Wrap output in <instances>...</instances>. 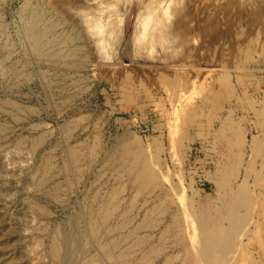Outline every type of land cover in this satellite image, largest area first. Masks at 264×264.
<instances>
[{
    "label": "rangeland",
    "instance_id": "obj_1",
    "mask_svg": "<svg viewBox=\"0 0 264 264\" xmlns=\"http://www.w3.org/2000/svg\"><path fill=\"white\" fill-rule=\"evenodd\" d=\"M148 1L129 0L137 3L130 18L132 3L126 7L122 0L111 10L102 0H0V264H50L45 249L55 232L72 237L77 259L78 244L86 243L90 254L108 264L89 237L87 222L111 197L117 201L113 221L125 219L131 229L137 225L135 236L146 238L140 247L135 236L122 243L132 248L129 264H143L137 256L144 253H151L147 264H264V153L222 154L218 143L227 135L264 144V4L241 1L225 12V6L213 9V0H203L186 12L187 26L176 28L191 42H184L185 48L179 43L184 53L175 62L161 63L163 51L154 46L160 58L131 64L134 46L122 42V22L115 33L91 23L112 22V13L125 23L130 18L125 29L130 43L134 26L149 18L139 10ZM34 12L55 25V34L79 31L83 37L65 43L49 34L46 52L37 56L24 34ZM127 46L133 47L128 53ZM175 46L171 52L180 47ZM192 107L195 120L189 123ZM195 128L216 137L219 154H189L196 145L187 140ZM72 150L81 156L70 167ZM123 152L147 163L153 186L137 188L134 173L122 163ZM48 158L54 169L39 189ZM149 214L152 227L142 228ZM107 236L102 232L99 239L115 237ZM36 239L42 246H35Z\"/></svg>",
    "mask_w": 264,
    "mask_h": 264
},
{
    "label": "bare ground",
    "instance_id": "obj_2",
    "mask_svg": "<svg viewBox=\"0 0 264 264\" xmlns=\"http://www.w3.org/2000/svg\"><path fill=\"white\" fill-rule=\"evenodd\" d=\"M83 1V0H82ZM98 1H101V0H98ZM104 2V6L107 8V10H109L110 8H113L115 3L119 2V4L121 5V0H102ZM123 1V4L124 6H129L131 5V3L133 2H130L128 3L127 0H122ZM203 0H149L148 3L144 4V6H141L140 5V11L145 14L146 16H148L149 18H146L145 19V23L142 21V22H139V24H136L135 27V30L134 33L132 34L133 36L131 37V41L129 43V37L128 35L126 34V28L129 24V19L132 18V13L134 12V10L136 9V6H137V3L134 4L132 3V10L130 9V12H131V15L130 18L128 19V22L125 23V18H122V16H120L119 14L120 13H115V15H119L120 17L118 18L117 16H112L113 13L111 14L110 17H113L112 19V22H109L104 25H100L101 27H98V23L97 22H93L91 23V25L93 26V28H97V30L103 28L104 26H108V28L110 29H114V33H115V28L116 27H119V22H122V25H123V28L120 29L122 31H120L122 33V36H121V39H122V42L124 41V43H126L127 41V44L128 45H132L134 46V49L133 47L128 49V47L130 46H127V53L128 51L130 52L131 49H133L132 53H129V56L131 58L132 56V60H131V64L133 63H139V62H142V63H146V61H155L157 58H160L159 55L155 54L157 49L160 48L161 51H163V61L161 63H163L164 61H172L173 59H176L178 58L179 55H181L180 53H184L181 49L182 47H184V45L186 46V43L184 42H187L189 40H187V37H185L186 35H182V34H177V32L179 30L176 31V28H178L177 26H181L182 25H185L187 20L185 21V18L186 17V12L188 11H191L192 10V7H195V8H198L200 5V3H202ZM208 1V0H207ZM210 1V0H209ZM221 0H213V2L211 3L212 5V8L214 9V5H219L221 8L222 7H226V9H224V11L229 8L230 9V5H233L234 3H236L237 5V2H241V1H244V3H247L248 5L251 4V0H222L223 2H220ZM259 0H256V1H253L254 2V5L255 3H257ZM80 2V0H79ZM137 2V0H136ZM252 2V4H253ZM62 3V2H61ZM76 3V2H74ZM154 3V4H153ZM242 3V2H241ZM239 3V4H241ZM57 4V3H56ZM62 4L65 5V3L63 2ZM61 6H64L62 5ZM96 4V8H100V7H103V3L102 5L101 4H98V2L95 3ZM206 4V3H205ZM209 4V3H208ZM238 4V5H239ZM260 6H263L262 4H264V0H260V2L258 3ZM76 5V4H75ZM74 5V6H75ZM101 5V6H100ZM118 5V6H120ZM246 5V4H244ZM257 5V4H256ZM255 5V6H256ZM78 6V5H77ZM88 7V5H85ZM117 6V4H116ZM117 6V7H118ZM139 6V5H138ZM207 6V5H206ZM204 6V8L206 7ZM209 6V5H208ZM214 6V7H213ZM260 6H257L259 7L258 9H260ZM25 6H23L24 8ZM67 7V4L66 6H64V8ZM79 7V6H78ZM130 7V6H129ZM211 7V6H210ZM219 7V9H220ZM239 7V6H238ZM241 7V6H240ZM31 8V7H30ZM63 8V7H62ZM90 8V7H88ZM124 8V7H123ZM194 8V9H195ZM211 8V9H212ZM235 10H236V7H234ZM68 9V8H67ZM82 9V8H81ZM138 9V8H137ZM207 9V8H206ZM216 9V8H215ZM242 9V8H240ZM246 9V8H245ZM250 9V8H249ZM262 9H264L262 7ZM22 10V9H21ZM70 10V9H69ZM68 10V11H69ZM94 10H95V7H94ZM111 10V9H110ZM138 10V12H140ZM234 10V11H235ZM261 10V9H260ZM67 11V10H65ZM89 11V10H88ZM195 11V10H194ZM197 11V10H196ZM225 11V12H226ZM230 11V10H228ZM233 11V12H234ZM241 11V10H240ZM36 12V11H35ZM35 12L33 14H31L30 18H29V21L27 22L25 28H24V34L26 35V37L28 38L29 42H30V45L33 50L34 53H36V55H40V53L43 51L46 52V50H44V47H46V45L49 43V34H52L54 35V37H57L60 39V41L62 42H65V43H75L76 40L80 39L83 37L82 34L75 31V33H73V36H67V35H63V34H55V25L51 22H46L44 20V18L40 15V14H35ZM87 12V11H86ZM95 12V11H93ZM97 12V10H96ZM108 12V11H107ZM110 12V11H109ZM120 12V11H119ZM129 12V13H130ZM207 14L208 12L209 13H213L214 10L212 12L210 11H206ZM222 12H223V9H222ZM232 12V13H233ZM236 12H238L236 10ZM254 12V11H253ZM262 12V11H261ZM68 13V12H65V14ZM71 13V12H69ZM85 13V12H84ZM98 13H100L98 11ZM122 13V12H121ZM192 13V12H191ZM199 13V12H198ZM202 13V12H201ZM228 13V12H227ZM226 13V15H227ZM231 13V12H230ZM250 13V12H249ZM255 13V12H254ZM258 13V12H257ZM22 14V13H21ZM76 14V13H74ZM88 14V13H87ZM103 14V12H102ZM109 14V13H108ZM189 14V12H188ZM216 14V13H215ZM225 14V13H224ZM223 14V15H224ZM72 15V14H71ZM70 15V16H71ZM80 16L82 14H79ZM97 15V13H96ZM99 15V14H98ZM101 15V14H100ZM105 15V14H104ZM144 15V16H145ZM156 15V16H155ZM185 15V16H184ZM200 16H202V14H199ZM230 16V14H228ZM50 16V15H49ZM70 16H68L67 18H69ZM91 16V14H90ZM103 16V15H101ZM107 16V15H106ZM138 16V15H137ZM189 16V15H187ZM198 16V15H197ZM207 16V15H206ZM217 16V15H216ZM227 17V18H231V17ZM238 16V15H237ZM72 17H75L72 16ZM110 17L108 19H110ZM127 17V16H126ZM199 17V16H198ZM197 17V19H198ZM209 19L211 20V16L208 15ZM214 17V14L213 16ZM262 17V16H261ZM92 18V17H91ZM215 18V17H214ZM214 18L212 20H214ZM218 18V17H217ZM235 18V16H234ZM232 18V19H234ZM79 17L76 19L78 20ZM83 19V18H82ZM103 19V17H102ZM186 19H189L186 17ZM191 19V18H190ZM256 19V18H255ZM262 19V18H260ZM61 20V19H60ZM72 20V19H71ZM81 20V19H79ZM85 20V18H84ZM96 20V19H95ZM144 20V19H143ZM196 20V19H195ZM27 21V20H26ZM74 21V20H72ZM83 22V20H81ZM93 21V20H92ZM97 21V20H96ZM103 21V20H102ZM140 21V20H139ZM207 22H209L208 20H206ZM205 21V22H206ZM215 21V20H214ZM217 21V19H216ZM221 21V20H220ZM263 21V20H262ZM64 22V20H63ZM101 22V21H100ZM99 22V24H100ZM106 22V21H105ZM189 22V20H188ZM191 22V21H190ZM219 22V21H218ZM66 24V22H64ZM75 23V22H74ZM77 23V22H76ZM103 23V22H102ZM214 23V22H212ZM211 23V24H212ZM222 23V22H221ZM231 23V22H230ZM188 24V23H187ZM204 24V22H203ZM202 24V25H203ZM218 24V23H217ZM24 25V24H23ZM121 25V24H120ZM130 25V24H129ZM154 25V26H153ZM201 25V24H199ZM204 25H207V24H204ZM84 26V25H82ZM187 26V25H185ZM209 26V25H208ZM217 26V25H216ZM24 27V26H23ZM87 27V26H85ZM194 27V26H193ZM192 27V28H193ZM207 27V26H205ZM210 29L214 30L216 29V27H211L209 26ZM222 27H225V26H222ZM84 28V27H83ZM120 28V27H119ZM181 27H179L180 29ZM214 28V29H213ZM218 28V27H217ZM63 29V28H62ZM76 29V28H75ZM118 29V28H116ZM126 29V30H125ZM197 29V28H196ZM205 29L206 31L208 30V28H203ZM209 29V30H210ZM85 30V29H84ZM83 30V31H84ZM90 29H88L89 31ZM188 30V29H187ZM190 30V29H189ZM205 30L202 31V34H205L203 32H205ZM222 30V29H221ZM263 30V29H262ZM13 31V30H12ZM63 31V30H62ZM94 31V30H93ZM92 31V32H93ZM131 31V30H130ZM211 31V30H210ZM61 32V31H60ZM86 31H84L85 33ZM91 32V31H90ZM96 32V31H95ZM94 32V33H95ZM180 32V31H179ZM190 33V31H188ZM187 32V33H188ZM208 32V31H207ZM186 33V32H185ZM209 33V32H208ZM91 35H93V33H90ZM98 34V32H97ZM101 34V33H100ZM119 34V33H118ZM194 35V34H193ZM207 35V33H206ZM213 35V34H212ZM221 35V34H220ZM110 36V35H108ZM226 36V35H224ZM53 38V36H51ZM86 37V36H85ZM89 37V36H88ZM96 37V36H95ZM192 37V36H191ZM227 37V36H226ZM100 38V37H99ZM111 37H109L110 39ZM204 38V37H203ZM213 38V37H212ZM192 39V38H191ZM194 39V38H193ZM226 40V39H225ZM7 41V40H6ZM24 41V39H23ZM79 41V40H78ZM81 41V40H80ZM101 40L97 41L96 42H100ZM108 41V40H107ZM113 41V40H112ZM193 41V40H192ZM202 41V40H201ZM91 42V40H90ZM191 42V41H189ZM80 43V42H79ZM92 43V42H91ZM179 43H184L182 45V47L179 45ZM188 43V42H187ZM53 44V43H52ZM62 44V43H61ZM93 44V43H92ZM91 44V45H92ZM97 44V43H96ZM105 44V42H104ZM108 44V43H107ZM118 44V43H117ZM126 44V45H127ZM178 45L177 47H179L177 49L176 52H171V49L173 47V45ZM197 44V43H196ZM216 44V43H215ZM94 45V44H93ZM92 45V46H93ZM120 45V44H119ZM123 45V43H122ZM125 45V46H126ZM189 45V44H188ZM191 45V44H190ZM193 45V44H192ZM62 46V45H61ZM64 46V45H63ZM76 46V45H75ZM89 46V45H88ZM113 46V45H112ZM117 46V45H116ZM156 46V48L154 47ZM53 47V46H52ZM51 47V48H52ZM90 47V46H89ZM95 47V46H94ZM104 47V46H103ZM106 47V46H105ZM175 46V49L177 48ZM188 47V46H187ZM62 48V47H61ZM60 48V49H61ZM74 48V47H73ZM84 48V47H83ZM93 48V47H92ZM96 48V47H95ZM125 48V47H124ZM174 48V47H173ZM185 48V47H184ZM68 49V48H67ZM70 49V48H69ZM79 49L80 47L77 46V51H75L72 55H75L76 53L79 52ZM108 49V48H107ZM106 49V50H107ZM153 49H156V51H153ZM5 50V49H4ZM55 50V49H54ZM58 50V49H57ZM65 50V49H64ZM113 50V49H112ZM184 50V49H183ZM61 51V50H59ZM58 51V52H59ZM63 51V50H62ZM61 51V52H62ZM72 51V50H71ZM84 51V50H83ZM97 51V49H96ZM104 51V50H103ZM117 51V50H116ZM160 51V53H161ZM182 51V52H181ZM68 52V50H67ZM94 52V51H93ZM92 52V53H93ZM29 53V52H28ZM96 53V52H95ZM94 53V55H95ZM99 53V52H98ZM108 53H110L108 51ZM157 53H159L157 51ZM45 54V53H44ZM60 53H53V55H59ZM42 55V54H41ZM47 55V54H46ZM52 55V54H51ZM67 55V54H66ZM65 55V56H66ZM71 55V54H70ZM112 55V54H111ZM128 55V54H127ZM183 55V54H182ZM64 56V55H63ZM109 56V54H108ZM113 56V55H112ZM111 56V57H112ZM184 56V55H183ZM103 57V56H102ZM106 57V56H105ZM115 57V56H113ZM117 57V56H116ZM162 57V56H161ZM54 58V57H53ZM52 58V59H53ZM59 58V57H58ZM66 58V57H65ZM68 58V57H67ZM87 58V57H86ZM129 58V59H130ZM42 59V58H41ZM46 59V57H45ZM48 59H50L48 57ZM51 59V60H52ZM115 59V58H113ZM61 60V59H60ZM98 60V59H96ZM100 60H103V59H100ZM8 61V60H7ZM161 61V60H159ZM174 61V60H173ZM52 62H55V61H52ZM103 62V61H102ZM118 62V61H117ZM175 62V61H174ZM119 63V62H118ZM159 63V62H158ZM113 64V63H112ZM131 64H126V66H130ZM149 64V63H148ZM59 65V64H58ZM137 65V64H136ZM156 65V64H155ZM26 74V73H25ZM18 75V74H17ZM59 76V75H58ZM50 77V76H49ZM118 77V76H117ZM58 79V78H57ZM50 81V80H49ZM52 81V80H51ZM54 81V80H53ZM52 83V82H51ZM56 83V82H55ZM13 84V83H12ZM63 90V89H62ZM61 91V90H60ZM198 99V98H197ZM61 103V102H60ZM12 105V104H11ZM60 106V105H59ZM17 108V107H16ZM29 109V108H28ZM31 110H33L31 108ZM27 111V110H26ZM194 108H189L187 109V121L189 123L193 122L192 120L194 119L195 120V117H194ZM33 112V111H32ZM40 112V111H39ZM90 115V114H89ZM198 116V115H197ZM15 117V116H14ZM16 118V117H15ZM19 118V117H18ZM172 119V118H171ZM198 120H199V117H198ZM187 122V124H188ZM197 122V121H196ZM31 128V127H30ZM68 129V128H67ZM1 131L3 132V130L1 129ZM47 133V132H46ZM69 134V133H68ZM125 134V133H124ZM72 135V134H71ZM69 136V135H68ZM126 138V137H125ZM22 139V138H21ZM24 139V138H23ZM39 139V137H38ZM123 141V139H121ZM118 141V140H117ZM224 141V140H223ZM31 142V141H30ZM117 143V142H116ZM57 144V143H56ZM121 144V143H120ZM75 145V144H74ZM78 145V144H77ZM139 146V145H138ZM84 147V146H83ZM118 147V146H117ZM9 148V147H8ZM20 149V148H19ZM117 149V148H116ZM98 150V149H97ZM95 150V151H97ZM132 150V148H131ZM39 151V150H38ZM65 151V150H64ZM72 154H70V167H73L74 164H76V161L80 158L81 154H79V152L77 150H72ZM115 151V150H114ZM129 151V150H128ZM138 151V150H137ZM70 153V152H69ZM107 153V152H106ZM137 153V152H135ZM140 153V152H139ZM143 153V152H142ZM96 154V153H95ZM141 154V153H140ZM67 155V154H66ZM134 155V153H133ZM132 154H128L126 152H123L122 154H120V157L122 159V163L125 161V165L128 166V168L134 173V176L136 178V185H137V188L139 190H142V189H148L149 187L153 186L154 185V180L153 179H150V173L148 171H146L145 169V166H147L146 164H144L142 162V160L140 159V156H138V159L137 158H134ZM136 155V154H135ZM117 156V155H116ZM51 157V156H50ZM32 158V157H31ZM60 158V157H59ZM68 158V157H67ZM111 158V156H110ZM145 158V157H144ZM16 160V159H15ZM45 160V158H44ZM66 161V160H65ZM61 162V161H60ZM147 162V161H146ZM62 163V162H61ZM78 163V162H77ZM117 163V162H116ZM55 164V163H54ZM54 164L53 162L48 158L46 160V163L44 162V173L42 175V177L40 178L39 182H38V187L39 189L43 188V186L45 185L46 183V178L50 175H52V172H53V169H54ZM57 164V163H56ZM65 162L63 160V163L62 165H64ZM124 165V166H125ZM65 166V165H64ZM62 167V166H61ZM60 167V168H61ZM70 167H68L67 169H69ZM56 168V167H55ZM64 168V167H63ZM62 168V169H63ZM58 169V168H57ZM60 169V170H62ZM75 169V168H74ZM149 169V168H148ZM160 169V168H159ZM66 170V168H65ZM64 170V171H65ZM41 171V170H40ZM67 171V170H66ZM65 171V172H66ZM156 171V170H155ZM72 172V171H71ZM77 172V170H76ZM63 173V172H61ZM103 175V174H102ZM261 175V174H260ZM56 176V175H55ZM99 176V175H98ZM76 178V177H75ZM38 179V178H37ZM49 179V178H48ZM68 179V178H67ZM100 179V178H99ZM170 179V178H169ZM160 183V182H159ZM36 184V183H35ZM53 184V183H52ZM37 185V184H36ZM35 185V186H36ZM157 186V185H155ZM162 186V185H161ZM160 186V187H161ZM169 186V185H168ZM153 188V187H152ZM38 189V188H37ZM47 189V188H46ZM170 189V188H168ZM159 190V189H158ZM128 192V191H127ZM54 193H52L53 195ZM161 194V193H160ZM51 195V196H52ZM167 195V193H166ZM53 196H56V195H53ZM61 196V195H60ZM134 196V195H133ZM58 197V196H57ZM65 197V196H64ZM117 197V196H116ZM56 198V197H54ZM114 198V197H113ZM111 197V199L109 198V200H112L110 202H106L104 205L101 204L100 206H98L97 210H96V213L94 214V217L90 218V220L88 221L87 219V223H88V233H89V237H92L93 239H95V242H96V245L98 247V253H100V255L105 259V261H107L106 263L108 264H129V257L131 256L132 254V248L131 247H128V245L124 248L122 243H125V241L129 240L130 238H133L136 234L133 233V227L132 229L131 228H127V223L124 221L125 219L123 220H119V221H113V218H114V215H115V209L117 208V205L115 204L117 201H115V199H113ZM93 199V198H92ZM108 200V201H109ZM94 201V200H93ZM115 201V202H114ZM143 201V200H142ZM35 203V202H34ZM59 203V202H58ZM103 203V202H102ZM91 205H93L91 203ZM123 205V204H122ZM132 205V204H131ZM146 205V204H145ZM94 206V205H93ZM46 208V207H45ZM44 207L40 206V205H36V210H38L39 212H41L42 214L41 215H46L48 216V211L45 209ZM94 208V207H93ZM92 208V209H93ZM172 208V207H171ZM35 210V209H34ZM87 210H88V207H87ZM82 211V210H81ZM91 211V210H90ZM119 213V212H118ZM122 213V212H121ZM40 214V213H39ZM88 215V214H87ZM51 216V215H50ZM134 216V215H133ZM44 217V216H43ZM148 217H151V214H149L145 220L143 221V223L141 224V227L142 228H148V229H151V225L153 221H150V218ZM37 218V217H36ZM115 219V218H114ZM153 219V218H152ZM151 219V220H152ZM117 220V219H116ZM143 220V219H142ZM206 220V219H205ZM157 222V221H156ZM140 223V222H139ZM49 225V224H48ZM219 225V224H218ZM79 227V226H78ZM87 227V226H86ZM140 227V226H139ZM150 227V228H149ZM70 228V226H69ZM138 227H136L137 229ZM182 228V227H181ZM38 229V228H37ZM183 230V229H182ZM195 230V229H194ZM222 230V228H221ZM50 231V230H49ZM138 231V230H136ZM220 231V230H219ZM47 232V231H46ZM51 232V231H50ZM102 232H105L109 237L110 235L113 234L115 235L114 239L113 240H109V241H101L99 238H100V234ZM139 232V231H138ZM29 233V232H28ZM60 233V232H59ZM58 232H55L53 235H51L52 237L50 238L49 240V246L48 248L45 249V254H47L48 256V259L50 261V264H103L102 261H101V258L97 255H93V254H90L88 250H86V243L83 244L82 246L78 244V246H80V249L79 251H81V258L77 259L75 255H77V253H75V243L73 242L74 240L71 238L72 237H69L68 239V236L67 238H63ZM71 234V233H70ZM69 234V235H70ZM193 235V234H192ZM73 236V235H72ZM82 236V235H81ZM84 236V234H83ZM107 236V237H108ZM138 236V235H137ZM135 236V239H134V243H136L139 247L142 246L141 244L144 243L145 239L146 238H140V237H137ZM179 236V235H178ZM220 236V235H219ZM46 237V236H45ZM104 236H102L101 238H103ZM142 237V236H141ZM147 237V236H146ZM86 238V236H85ZM88 238V237H87ZM217 238V236H216ZM220 238V237H219ZM184 239V238H183ZM37 240V239H36ZM91 240V239H90ZM108 240V239H107ZM149 240V239H148ZM219 239H217L218 241ZM81 241V240H80ZM94 241V240H93ZM171 241V240H170ZM193 241V240H191ZM230 242V241H229ZM80 243V242H79ZM92 243V242H91ZM94 243V242H93ZM193 243V242H192ZM203 243V241H202ZM213 243V241H212ZM218 243V242H217ZM216 243V244H217ZM197 244V242H196ZM195 244V245H196ZM41 245V240H37V245L35 246H40ZM135 245V244H134ZM145 245V243H144ZM143 245V246H144ZM153 245V244H152ZM194 245V244H193ZM209 247H210V244H208ZM213 245V244H212ZM42 246V245H41ZM86 247V248H85ZM88 247H91L88 246ZM123 247V248H122ZM151 247V246H150ZM153 247V246H152ZM157 247V246H155ZM135 248V247H134ZM133 248V249H134ZM96 249V248H95ZM150 249V248H149ZM152 249V248H151ZM204 249V248H203ZM213 248H211L212 250ZM44 250V249H43ZM135 250V249H134ZM155 251V253L158 251V248H154L153 249ZM209 250V248H208ZM210 250V251H211ZM146 251V250H144ZM151 251V250H150ZM203 251V250H202ZM214 251V249L212 250ZM216 251V250H215ZM217 252V251H216ZM141 253V252H140ZM144 253V252H143ZM207 253V252H206ZM135 254V252H134ZM148 255H151V253H147ZM146 254V255H147ZM205 254V253H204ZM210 254V253H209ZM144 254H141L140 256L138 255L137 258L140 262H142L144 264V262H146V264L149 262V259L147 258V256ZM166 255V254H165ZM203 255V254H202ZM39 256V255H38ZM41 257V256H40ZM205 257V256H204ZM44 258V257H43ZM132 257H130L131 259ZM213 258V257H212ZM32 259V258H31ZM203 259V258H202ZM215 259V258H214ZM129 261V262H128ZM212 261V260H211ZM139 262V263H140ZM33 263V262H32ZM152 263V262H151ZM216 263V262H215ZM138 264V263H137ZM212 264H214L212 262Z\"/></svg>",
    "mask_w": 264,
    "mask_h": 264
},
{
    "label": "crops",
    "instance_id": "obj_3",
    "mask_svg": "<svg viewBox=\"0 0 264 264\" xmlns=\"http://www.w3.org/2000/svg\"><path fill=\"white\" fill-rule=\"evenodd\" d=\"M202 132L203 133L195 128L193 137L187 140V143L192 142V145H196L194 150L188 149L189 154H219V151L221 152L222 150V154H238V156L246 154L247 152L248 154L264 153V144L257 141V139L250 141L249 139H242L238 137L236 140L235 138H229L230 136L227 135L224 136V141L219 140L218 143L220 145V149L219 151H216V137H213L211 133H205L203 130Z\"/></svg>",
    "mask_w": 264,
    "mask_h": 264
}]
</instances>
